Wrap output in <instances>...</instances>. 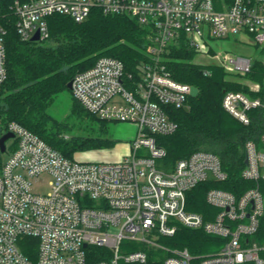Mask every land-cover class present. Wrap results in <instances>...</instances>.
<instances>
[{
  "label": "built area",
  "instance_id": "built-area-1",
  "mask_svg": "<svg viewBox=\"0 0 264 264\" xmlns=\"http://www.w3.org/2000/svg\"><path fill=\"white\" fill-rule=\"evenodd\" d=\"M11 1L24 41L36 32L40 41H47L48 18L56 14L82 22L97 9L135 18L150 29V61L138 80L112 57L99 58L72 80L73 97L89 113L135 126V137L116 162L67 158L20 124H8L15 149L0 169V264H264V244L253 241L264 217L259 188L264 182V134L258 142L246 143L247 164L241 173L256 187L238 197L209 189L206 202L215 212L206 217L187 209L186 196L200 184L229 179L221 160L198 151L165 170L158 161L166 151L156 141V136L178 129L170 111L187 108L192 97L193 86L174 80L163 63L168 48L183 40L197 55H207L211 42L246 35L264 57V0ZM1 18L0 6V94L8 77L7 31ZM253 61L227 54L222 66L246 75ZM253 90L259 92L260 85ZM223 108L248 126L251 111L264 110V101L229 91ZM40 184L47 193L34 190ZM180 228L225 243L203 255L169 247L165 241Z\"/></svg>",
  "mask_w": 264,
  "mask_h": 264
},
{
  "label": "trees",
  "instance_id": "trees-1",
  "mask_svg": "<svg viewBox=\"0 0 264 264\" xmlns=\"http://www.w3.org/2000/svg\"><path fill=\"white\" fill-rule=\"evenodd\" d=\"M11 2L0 0L1 24L7 31L8 72L0 94L3 95L0 115L4 122L0 138L6 133L8 124L16 122L70 159L76 152L111 147L114 142L108 133L109 121L89 113L73 95V114L96 124L87 135L68 136L65 133L67 125L55 120L48 108L56 95L69 90L68 83L78 73L92 68L101 57L121 60L126 73L140 79L142 67L150 61V29L130 16L105 15L95 9L82 22H76L68 15H53L48 18L50 38L47 41H24L17 32V18L10 10ZM196 55L183 40L170 46L164 55L163 63L172 78L196 87L199 93L190 97L187 108L170 111L178 129L171 135L156 136V141L166 151V156L158 161V166L165 170L173 169L179 160L198 151L211 152L221 160L229 179L200 184L186 196L187 209L206 217L209 211L215 212L206 202L209 189L226 190L238 197L256 187L254 182L243 180L241 173L246 166V143L249 140L258 142L264 134V110L251 111V124L244 126L225 111L224 96L229 91L242 92L264 101V89L251 91L246 85L231 80L221 66L195 63ZM205 71L210 74L205 75ZM247 75L254 82L263 84L264 63L253 61ZM14 149L15 144L11 151ZM2 165L0 152V169ZM259 188L264 196V182L259 183ZM253 241L264 244V217ZM165 243L172 248H186L193 254L203 255L219 251L225 239L180 228Z\"/></svg>",
  "mask_w": 264,
  "mask_h": 264
},
{
  "label": "rangeland",
  "instance_id": "rangeland-1",
  "mask_svg": "<svg viewBox=\"0 0 264 264\" xmlns=\"http://www.w3.org/2000/svg\"><path fill=\"white\" fill-rule=\"evenodd\" d=\"M47 44H51L47 42ZM212 50L207 55H196L194 62L206 66L217 65L221 66L230 79L246 85L249 90L255 92L253 88L259 84L249 78V76L231 73L222 66V61L227 54L238 55L263 61V54L259 49L255 48L254 41L246 35L232 37L228 40L213 41L210 43ZM264 89L263 84L260 85V91ZM259 91V92H260ZM0 96V105L2 104V97ZM74 99L71 91L67 90L56 95L51 102L48 112L57 121L67 125L68 130L65 132L68 136L87 135L92 127L96 124L90 120L80 118L72 112ZM3 115H0V129L4 128ZM109 136L113 139L114 144L109 148L101 150H90L76 152L73 156L74 160L87 161V162H116L120 156L125 152V146L133 140L136 135V128L130 123L123 122H107ZM15 144V139H10L6 142L7 151L2 154V161L5 162ZM38 193H47V186L40 184L34 187Z\"/></svg>",
  "mask_w": 264,
  "mask_h": 264
},
{
  "label": "water",
  "instance_id": "water-1",
  "mask_svg": "<svg viewBox=\"0 0 264 264\" xmlns=\"http://www.w3.org/2000/svg\"><path fill=\"white\" fill-rule=\"evenodd\" d=\"M32 42H39L40 41V35L39 32H36L35 35L31 38ZM68 89L72 90V81H70L67 85ZM199 91L196 87L191 88V96L196 97L198 95ZM14 138V134L12 133H6L0 138V152L6 153V142L10 139ZM245 164H247V160L245 161Z\"/></svg>",
  "mask_w": 264,
  "mask_h": 264
},
{
  "label": "crops",
  "instance_id": "crops-1",
  "mask_svg": "<svg viewBox=\"0 0 264 264\" xmlns=\"http://www.w3.org/2000/svg\"><path fill=\"white\" fill-rule=\"evenodd\" d=\"M256 59H254V61H255ZM263 62V61H262Z\"/></svg>",
  "mask_w": 264,
  "mask_h": 264
}]
</instances>
